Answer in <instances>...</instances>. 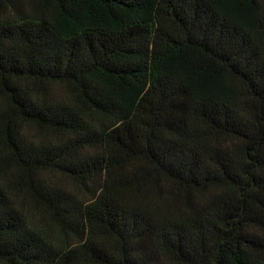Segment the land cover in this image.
<instances>
[{
	"label": "trees",
	"instance_id": "obj_1",
	"mask_svg": "<svg viewBox=\"0 0 264 264\" xmlns=\"http://www.w3.org/2000/svg\"><path fill=\"white\" fill-rule=\"evenodd\" d=\"M0 264H264V0H0Z\"/></svg>",
	"mask_w": 264,
	"mask_h": 264
}]
</instances>
